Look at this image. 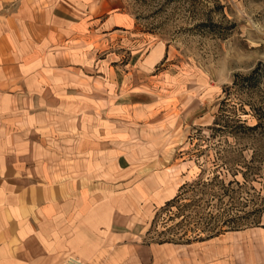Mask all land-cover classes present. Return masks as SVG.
I'll list each match as a JSON object with an SVG mask.
<instances>
[{
    "label": "crops",
    "instance_id": "1",
    "mask_svg": "<svg viewBox=\"0 0 264 264\" xmlns=\"http://www.w3.org/2000/svg\"><path fill=\"white\" fill-rule=\"evenodd\" d=\"M118 6L0 0V264H264V225L187 244L137 239L177 193L163 173L125 187L117 175L133 169L130 110L93 66L92 40L109 36Z\"/></svg>",
    "mask_w": 264,
    "mask_h": 264
},
{
    "label": "rangeland",
    "instance_id": "2",
    "mask_svg": "<svg viewBox=\"0 0 264 264\" xmlns=\"http://www.w3.org/2000/svg\"><path fill=\"white\" fill-rule=\"evenodd\" d=\"M118 4L109 36L92 40L93 66L130 110L133 169L117 175L125 187L163 173L171 185L161 187L180 194L140 222L137 239L187 244L264 225V0Z\"/></svg>",
    "mask_w": 264,
    "mask_h": 264
},
{
    "label": "built area",
    "instance_id": "3",
    "mask_svg": "<svg viewBox=\"0 0 264 264\" xmlns=\"http://www.w3.org/2000/svg\"><path fill=\"white\" fill-rule=\"evenodd\" d=\"M62 264H84V262L78 257L68 256Z\"/></svg>",
    "mask_w": 264,
    "mask_h": 264
},
{
    "label": "trees",
    "instance_id": "4",
    "mask_svg": "<svg viewBox=\"0 0 264 264\" xmlns=\"http://www.w3.org/2000/svg\"><path fill=\"white\" fill-rule=\"evenodd\" d=\"M259 124L257 123L256 125H253V126H248V128L250 129H255ZM180 194L178 193L173 199H171L170 201L166 202V204L164 205L165 207L167 206H172L174 205V203L178 200ZM218 235V234H216Z\"/></svg>",
    "mask_w": 264,
    "mask_h": 264
}]
</instances>
